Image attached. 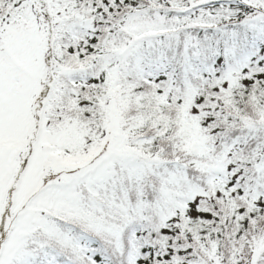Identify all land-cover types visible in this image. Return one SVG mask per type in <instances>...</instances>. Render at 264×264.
Segmentation results:
<instances>
[{"label": "snow or ice", "instance_id": "obj_1", "mask_svg": "<svg viewBox=\"0 0 264 264\" xmlns=\"http://www.w3.org/2000/svg\"><path fill=\"white\" fill-rule=\"evenodd\" d=\"M0 264H264V0H0Z\"/></svg>", "mask_w": 264, "mask_h": 264}]
</instances>
